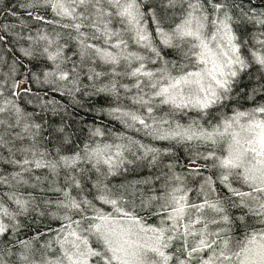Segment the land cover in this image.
Segmentation results:
<instances>
[{
	"label": "snow or ice",
	"instance_id": "obj_1",
	"mask_svg": "<svg viewBox=\"0 0 264 264\" xmlns=\"http://www.w3.org/2000/svg\"><path fill=\"white\" fill-rule=\"evenodd\" d=\"M19 7L75 44L74 60L61 32L26 34L24 17L8 10L19 20L16 38L29 42L22 54L51 62L44 73L51 91L103 96L113 121L169 147L112 139L94 127L65 154L72 140L61 127L53 154L45 125L15 99L22 82L10 85V96L0 82V163L14 169L0 173V264H264V0H21ZM40 8L53 18L33 11ZM245 76L254 81L245 93L251 105L229 113ZM58 105L49 99L41 107L55 113ZM138 162L159 166V174L111 184ZM28 186L40 195L20 191ZM32 213L58 226L20 239L28 225L19 218Z\"/></svg>",
	"mask_w": 264,
	"mask_h": 264
},
{
	"label": "trees",
	"instance_id": "obj_2",
	"mask_svg": "<svg viewBox=\"0 0 264 264\" xmlns=\"http://www.w3.org/2000/svg\"><path fill=\"white\" fill-rule=\"evenodd\" d=\"M21 0H0V25H9V30L0 34L5 35L6 42L0 43V50L11 59L12 64L15 68V73L13 78L10 80V85L14 82H22L20 87L16 89L19 91L20 95L15 97L17 103L30 113H35L37 121L45 125L44 135L48 137L46 142V147L48 150L55 154V148L58 147L63 136L58 140L56 138V129L63 127L65 129L64 136H70L72 143L64 145V153L70 154L71 152L82 147L84 142L87 141L89 135V129L94 127H102L109 130L110 138L114 139L116 134H124L132 136L145 143H152L156 147L167 148L169 145L166 142H157L146 139L142 134H138L135 131H128L119 122L113 121L106 113V109L109 107V102L103 96H86L82 94H77L76 100H73L69 96H61L58 93L51 91V85L44 83V73L46 71H52L53 67L51 62L47 61L45 58L34 55L33 57H27L20 51L21 47H29V42L26 40H18L15 33L21 32L19 27V20L12 17L8 10L12 9L21 13L24 17L25 22L30 26V34L36 36L41 28L47 30L49 34L54 35L55 31H59L63 34V38L60 43L67 41L68 48L65 52L72 59H78V57L73 56L75 51V44L73 41L68 39L67 33L63 29L53 28L51 25L39 24L30 17H28L23 10L20 9L19 4ZM253 5H259V0H252ZM247 6V5H246ZM34 12L40 15L46 16L48 19H52L53 16L50 10L44 8L34 9ZM17 25L14 29L11 25ZM25 34V33H22ZM38 51H42V48L37 46ZM70 67L71 65H66ZM87 84L86 78L83 81ZM254 84L253 80H250L247 76L243 77V82L236 86L233 93V100L229 102V107L225 109L227 112H231L232 107L241 105L247 108L251 105V102L246 98L245 93L250 91L251 86ZM83 86V85H82ZM25 89H30V91H25ZM91 91V88L87 89ZM12 89L7 88L5 95L10 96ZM49 99H55L59 101V110L53 113L51 110H42V103ZM78 101V102H77ZM49 109L51 105L48 106ZM176 154L180 157V164L185 162V154L181 148H177ZM6 155V153H5ZM132 158V157H129ZM170 158L165 157L164 163H167ZM14 171V169L7 164L0 163V173L8 175ZM177 172H182L183 168L177 167ZM160 172V167L155 168L149 167L147 162H138L135 165H129L127 171H122L120 175L110 178L111 184L119 187L122 184H130L136 181H143L146 178H154ZM156 186L159 187V181L156 182ZM139 187L147 191L149 185H144L141 183ZM6 189L0 188V191ZM25 195L29 192L39 196L38 190L32 189L30 186L21 187ZM87 191V189H86ZM46 196H53L54 193H46ZM43 207V205H41ZM54 210V209H53ZM24 224L28 225L27 228L23 229L19 233L20 239H27L35 234L37 230H42L45 225L51 223L53 227L58 226L57 221H51L47 216L39 217L35 213L30 214L29 217L19 218Z\"/></svg>",
	"mask_w": 264,
	"mask_h": 264
},
{
	"label": "rangeland",
	"instance_id": "obj_3",
	"mask_svg": "<svg viewBox=\"0 0 264 264\" xmlns=\"http://www.w3.org/2000/svg\"><path fill=\"white\" fill-rule=\"evenodd\" d=\"M0 82H7L8 87L10 88V80L13 78V64L10 58L7 57V55L5 53H3L0 50ZM5 88V92L7 90V88Z\"/></svg>",
	"mask_w": 264,
	"mask_h": 264
}]
</instances>
